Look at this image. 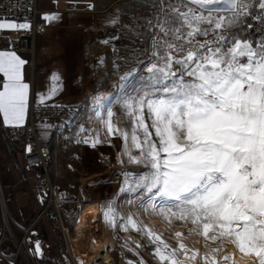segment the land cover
I'll return each mask as SVG.
<instances>
[{
	"label": "snow or ice",
	"instance_id": "snow-or-ice-1",
	"mask_svg": "<svg viewBox=\"0 0 264 264\" xmlns=\"http://www.w3.org/2000/svg\"><path fill=\"white\" fill-rule=\"evenodd\" d=\"M154 7L158 11L146 25L156 59L147 69L151 97L124 101L135 125L130 145L129 134L122 133L126 151H139L138 156L129 153L130 162L149 169L135 180V190L147 195L158 214L190 221V231L230 242L245 255L255 253L264 264V39L253 42L241 35L245 17L264 23V0H158ZM256 7L259 15L252 13ZM28 27L0 23V28ZM24 63L14 53H0L5 78L0 113L8 124L23 122L29 87L23 82ZM101 99L96 105L102 106ZM145 107L155 138L142 115ZM106 114L112 134L119 129L111 123L113 113ZM95 115L104 119L100 111ZM156 198L162 203L157 205ZM104 215L115 226L114 210ZM128 224L138 229L131 217ZM157 241L154 236L152 242ZM160 243L155 249L160 264H186L180 259L188 251L185 244L167 251L170 246ZM203 259L219 264L215 255Z\"/></svg>",
	"mask_w": 264,
	"mask_h": 264
},
{
	"label": "rangeland",
	"instance_id": "rangeland-1",
	"mask_svg": "<svg viewBox=\"0 0 264 264\" xmlns=\"http://www.w3.org/2000/svg\"><path fill=\"white\" fill-rule=\"evenodd\" d=\"M157 3L158 0H113L112 5L96 8L90 25L94 30L95 42L108 37L111 52L98 44L95 52L97 54L101 51L105 58H109L111 53V62L104 65L101 73L96 72L91 81L80 85L84 97L76 105L70 121V141L54 150L52 176L65 188L67 197H74L75 186L79 180L82 184V196L78 198L80 201H76V210H81L77 229L79 222L86 221L91 216L101 220V224L103 221L105 232L109 236L105 234L103 227L100 233L102 237L99 236L100 239L106 237L112 242L108 245L107 252L111 264H160L155 256V249L157 246L162 247V244L160 241L152 242L156 235L164 239L170 238L174 232H181L188 241L187 236L192 233L205 242L220 243L205 239L199 234L200 230L190 231L193 229L190 221H180L170 215L165 218L153 211L152 201L148 200L147 195L142 190H135V180L149 169L144 164L130 162L129 153L138 156L139 151L131 147L126 151L122 133L129 134L130 145L135 125L134 117L124 108V101L131 102L138 95L147 94L151 97L152 90L148 87L151 74L147 69L150 67L149 62L156 63V59L152 56L154 42L146 25L148 20L154 19V14L158 11L154 5ZM118 46H121L119 50ZM118 51L123 58L121 63L117 59ZM97 97L102 98V106L96 105ZM108 110L113 113L110 117L111 123L119 129L112 134L107 131L105 123L109 120L106 114ZM96 111L102 113L103 120L95 115ZM142 115L155 138L154 129L151 128L152 117L146 107ZM139 135L143 137L142 130H139ZM13 155L19 162V151H13ZM105 156L109 157V163L102 161ZM19 170L20 165H15L8 143L0 135V182L8 213L7 220L13 229L12 234L5 227L0 208V264H15L18 260L22 263L21 256L29 258V255L35 264H46L51 251L39 222L31 227L23 243L19 242L23 239L19 226L24 227L35 213ZM155 203L159 205L162 202L156 198ZM109 208L114 210L115 226L110 225L105 218L104 214ZM129 217L136 222L138 229L128 224ZM150 219L156 220V224H150ZM125 225L127 230H124ZM149 233L154 236L150 237ZM121 235L124 237L121 238ZM11 236L18 240V245H22L25 256L17 254V247ZM34 243L39 245L38 253L34 250ZM165 243L170 246L167 251L177 247L176 242L171 239H165ZM14 255V261L8 260ZM249 255H253L259 264V257L255 253ZM92 261L96 263V260L91 259ZM196 264L204 263L199 261Z\"/></svg>",
	"mask_w": 264,
	"mask_h": 264
},
{
	"label": "built area",
	"instance_id": "built-area-1",
	"mask_svg": "<svg viewBox=\"0 0 264 264\" xmlns=\"http://www.w3.org/2000/svg\"><path fill=\"white\" fill-rule=\"evenodd\" d=\"M38 13L36 0H0V19L25 22L29 25L20 31L16 46L18 50L30 48L33 35L43 32L44 23L39 19ZM76 105L38 103L30 106L27 117L21 124H0L5 140L20 146V176L35 207L33 218L24 227L19 226L23 241L31 227L39 222L51 251L46 264H85L80 263L77 258L79 255L83 256L82 245H77V239L73 240L76 235V221L81 211L76 210V201H80L78 198L82 196V184L80 180L77 182L74 197L69 198L62 184L52 176L54 150L70 141V121ZM102 161L109 163V157L105 156ZM100 222L101 220L93 219L85 231L92 233L95 240L102 227L105 232V225L103 221V225ZM104 249L108 252V244ZM21 257L23 262L18 260L15 264H35L30 255L29 258ZM96 264L107 262L98 258Z\"/></svg>",
	"mask_w": 264,
	"mask_h": 264
},
{
	"label": "crops",
	"instance_id": "crops-1",
	"mask_svg": "<svg viewBox=\"0 0 264 264\" xmlns=\"http://www.w3.org/2000/svg\"><path fill=\"white\" fill-rule=\"evenodd\" d=\"M112 1L36 0L44 30L33 35L30 48L18 50L16 47L22 28H0V53H14L25 62L22 66L23 82L29 87L23 122L30 106L38 103L80 104L84 97L80 85L91 81L96 72L99 74L104 65L111 62V53L109 58H105L101 51L95 52L96 44L110 51V39L106 37L96 43L90 25L96 8L112 5ZM52 16L55 19H46ZM0 23L25 24L10 19H0ZM120 48L118 46L117 50ZM119 52L117 59L121 63L123 58ZM0 78L2 90L5 80L2 73ZM0 124L12 125L5 123L3 113H0ZM0 135L8 143L1 130ZM8 146L13 162L20 164L19 144L8 143ZM15 150L20 153L19 162L14 158Z\"/></svg>",
	"mask_w": 264,
	"mask_h": 264
},
{
	"label": "bare ground",
	"instance_id": "bare-ground-1",
	"mask_svg": "<svg viewBox=\"0 0 264 264\" xmlns=\"http://www.w3.org/2000/svg\"><path fill=\"white\" fill-rule=\"evenodd\" d=\"M0 195L2 196V201L0 200V208H1L2 218H3V221L5 222V227L10 229L11 233L13 234V229L11 228V226L7 220L8 213H7L5 202L3 199L1 182H0ZM79 218H80V215L76 221L75 230L77 229V222L80 220ZM93 219H95V217L91 216L88 218V220H86V221L83 220V221L79 222V224H78V229H77L76 235L73 239V240L77 239V245H82L83 256L79 255L80 257H77L78 261L80 263L84 262L85 264H96V263H93V261L91 262V259L97 260L98 258H103L108 263H110V258H108L107 249H104V248H105V245H107V244L111 245L112 242L110 240H107L106 237L105 238L103 237V239H100V236H101L100 234L97 235V239L95 240V239H93L92 233L90 234V233L85 232L88 229V227L90 226V222ZM148 222L150 224L152 223V225L156 224V220L150 219V221H148ZM100 231L102 232V230H100ZM175 233L176 232H174L170 238L166 237L164 239L160 235H156V236H159L160 241H162L163 243H165V239H171V240L175 241L176 245H177V247H176L177 249H178L179 243L182 242L183 244H185L188 251H187L186 255L182 256L181 260H184L185 262H188L189 264H196L199 261H203V263H204L203 258L206 254L209 255V259H211L212 255H215L217 257V260L219 261V264H258L256 258L253 255L248 256V255H245L244 253L239 252L238 248L230 242H223V243L220 242V243H213L212 244V243H208V242L203 241L201 238L198 237V235H194L192 233H190L187 236L188 241H186L183 236L177 237L175 235ZM13 242L17 247V254L20 253V254L25 256V254L23 252L24 250L22 248V245L17 244L18 240L13 238ZM19 242L22 244L23 239H20ZM216 248H219L220 250H219V252L214 253L213 249H216ZM76 249H77V247H76ZM193 253H198L197 259L195 261L189 259V257H191V255ZM224 256H230L231 259L225 261L223 259ZM10 257L8 258V260L10 259L12 261H14L16 258L15 255L12 256L11 258ZM25 257H27V256H25Z\"/></svg>",
	"mask_w": 264,
	"mask_h": 264
},
{
	"label": "trees",
	"instance_id": "trees-1",
	"mask_svg": "<svg viewBox=\"0 0 264 264\" xmlns=\"http://www.w3.org/2000/svg\"><path fill=\"white\" fill-rule=\"evenodd\" d=\"M261 10L256 7L252 9L253 15L260 14ZM251 24L252 27L248 28L246 25ZM243 31L241 35L246 37L249 41L257 42L264 39V23L260 20L254 19L253 16L245 17V24L242 25Z\"/></svg>",
	"mask_w": 264,
	"mask_h": 264
},
{
	"label": "water",
	"instance_id": "water-1",
	"mask_svg": "<svg viewBox=\"0 0 264 264\" xmlns=\"http://www.w3.org/2000/svg\"><path fill=\"white\" fill-rule=\"evenodd\" d=\"M0 200L2 201V196H1V195H0ZM33 246H34V250H35V252L38 253V252H37V243H34Z\"/></svg>",
	"mask_w": 264,
	"mask_h": 264
}]
</instances>
